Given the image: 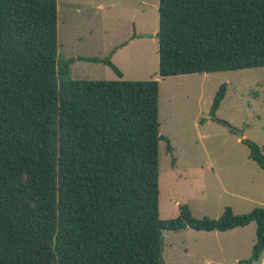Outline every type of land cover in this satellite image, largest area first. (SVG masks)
<instances>
[{"label":"trees","instance_id":"obj_1","mask_svg":"<svg viewBox=\"0 0 264 264\" xmlns=\"http://www.w3.org/2000/svg\"><path fill=\"white\" fill-rule=\"evenodd\" d=\"M155 38L161 79L264 68V0H158ZM116 49L62 59L57 0H0V264H164L162 231L251 223L255 243L239 264L257 263L264 207L210 219L184 204L159 218V82L124 80ZM75 61L118 79L71 80ZM241 142L264 171L260 147Z\"/></svg>","mask_w":264,"mask_h":264},{"label":"rangeland","instance_id":"obj_2","mask_svg":"<svg viewBox=\"0 0 264 264\" xmlns=\"http://www.w3.org/2000/svg\"><path fill=\"white\" fill-rule=\"evenodd\" d=\"M140 21L144 29L136 30L133 24ZM157 30L158 0H57L60 58H99L128 43L115 57L124 80L159 82V133L172 148L170 154L166 141L159 142V218H176L184 204L193 217L210 219L219 218L227 207L237 215L264 207V171L248 158L249 150L237 135L220 123L230 124L264 155V68L161 79L158 42L148 39L142 47L129 43L134 32L151 37ZM70 79L118 78L102 63L75 61ZM223 84L226 92L214 111ZM255 229L251 223L228 233L165 232L163 263L239 264L251 255Z\"/></svg>","mask_w":264,"mask_h":264},{"label":"crops","instance_id":"obj_3","mask_svg":"<svg viewBox=\"0 0 264 264\" xmlns=\"http://www.w3.org/2000/svg\"><path fill=\"white\" fill-rule=\"evenodd\" d=\"M133 27L137 30H141V29H144L143 27H144V23H142L141 21L140 22H138L137 24H133ZM157 32H153L152 33V35H151V37H147V35H145V33L144 32H142V33H136V32H134L133 34H132V37L129 39V43H131V42H133V41H136V42H139L138 43V46H145L146 44H147V40L148 39H150L151 41H152V43H156V41H157V39L154 37L155 36V34H156ZM128 44V43H127ZM126 43H125V45H123V46H121V47H119L120 45H117V46H115L113 49H115V48H117L118 47V49H116L115 51H114V53L112 54V56H111V61L113 62V64L114 65H116L117 66V64L115 63V57H116V55H117V53L119 52V51H122V50H125L126 48H127V45ZM157 45H158V43H157ZM140 47V48H141ZM113 49H110L105 55H101L99 58H103V57H105V56H107ZM158 52V51H157ZM158 54V53H157ZM117 62H118V60H117ZM123 66V68H124V64H122ZM107 67V66H106ZM121 71V70H120ZM122 72V71H121ZM122 75H123V79H124V74H123V72H122ZM152 79V78H151ZM242 228H246V227H242ZM242 228H236V229H242ZM233 230H235V229H233ZM230 231H232V230H230ZM230 231H227V232H223V233H228V232H230ZM259 263H255V264H264V251H263V253H262V255H261V257H260V259H259V261H258Z\"/></svg>","mask_w":264,"mask_h":264},{"label":"water","instance_id":"obj_4","mask_svg":"<svg viewBox=\"0 0 264 264\" xmlns=\"http://www.w3.org/2000/svg\"><path fill=\"white\" fill-rule=\"evenodd\" d=\"M211 118H212L213 120H215V117H214L213 115H212ZM220 123H221L223 126H225V127L228 129V131H230V132H234L240 140L243 139V135H242V133L239 132L238 130H236V129H235L234 127H232L230 124H228V123H226V122H223V121H220ZM164 235H165V231H162V232H161V240L163 239Z\"/></svg>","mask_w":264,"mask_h":264}]
</instances>
